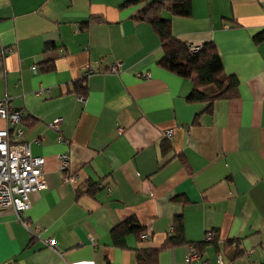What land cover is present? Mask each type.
<instances>
[{"label": "crops", "instance_id": "obj_1", "mask_svg": "<svg viewBox=\"0 0 264 264\" xmlns=\"http://www.w3.org/2000/svg\"><path fill=\"white\" fill-rule=\"evenodd\" d=\"M190 3L188 16H160L187 45L213 42L238 81V96L209 111L187 99L190 78L160 63L143 1L0 0V99L24 114L21 140L44 157L47 184L27 227L0 208V264H139L153 249L150 264H264V0ZM129 218L142 231L117 245L112 231ZM176 219L181 241L163 246Z\"/></svg>", "mask_w": 264, "mask_h": 264}, {"label": "trees", "instance_id": "obj_2", "mask_svg": "<svg viewBox=\"0 0 264 264\" xmlns=\"http://www.w3.org/2000/svg\"><path fill=\"white\" fill-rule=\"evenodd\" d=\"M127 2L143 1L139 19L147 22L158 34L163 52L160 63L170 65L174 71L191 79L193 87L187 99L189 101L206 102L205 111H209L211 103L216 99H231L238 96V81L233 75L225 73L217 46L209 41L201 45L196 52H190L188 45L179 41L171 33L169 19L160 16L162 9L172 15L188 16L191 13L190 0H126ZM264 39V28L254 36V40ZM82 84L78 82L77 85ZM209 87L210 91L203 89ZM24 121L23 119L21 122ZM89 187V186H88ZM95 189L87 191L93 193ZM175 233L169 236L164 245H173L181 241L182 223L180 219L174 222ZM142 228L138 222L129 218L112 231V238L117 245H122L124 236L130 233L140 234ZM158 249H153L139 255V264H150Z\"/></svg>", "mask_w": 264, "mask_h": 264}, {"label": "built area", "instance_id": "obj_3", "mask_svg": "<svg viewBox=\"0 0 264 264\" xmlns=\"http://www.w3.org/2000/svg\"><path fill=\"white\" fill-rule=\"evenodd\" d=\"M201 45L189 44L188 50L196 52ZM6 52L0 50V71L3 66ZM110 70L117 72L119 62L110 66ZM92 71L91 66L84 68V75ZM78 100L83 102L84 96L78 95ZM24 114L19 110H14L10 106V98L5 96L0 99V208H11L17 216V219L24 226H28V220L24 218L23 213L31 207L32 199L40 190L47 187L44 179V157L39 154H32L28 146L21 140L22 127L21 120ZM62 122L61 117H57L48 123L49 127L59 131V125ZM165 136L169 138L172 135V129L164 131ZM60 170L64 172V181H72L74 176L67 172L68 155L62 153L58 156ZM142 234L141 237H147ZM212 238V232L206 231L204 240L209 241ZM47 246H54L52 239L43 240ZM192 257L197 253L192 250ZM217 264H234L232 261L224 262L220 255L217 256Z\"/></svg>", "mask_w": 264, "mask_h": 264}]
</instances>
